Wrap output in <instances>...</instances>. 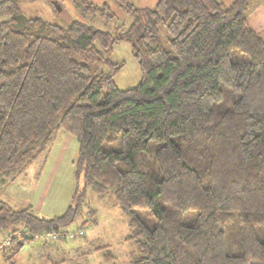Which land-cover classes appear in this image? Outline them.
<instances>
[{"label":"trees","instance_id":"trees-1","mask_svg":"<svg viewBox=\"0 0 264 264\" xmlns=\"http://www.w3.org/2000/svg\"><path fill=\"white\" fill-rule=\"evenodd\" d=\"M22 1L0 0V177L44 163L63 131L82 187L49 220L0 201V232L94 222L91 192L126 217V264H264V40L247 24L250 0H111L124 19L69 0L65 25L27 17ZM120 43L140 69L126 90L110 59ZM27 242L13 238L4 263ZM91 251L118 264L109 246Z\"/></svg>","mask_w":264,"mask_h":264},{"label":"rangeland","instance_id":"rangeland-1","mask_svg":"<svg viewBox=\"0 0 264 264\" xmlns=\"http://www.w3.org/2000/svg\"><path fill=\"white\" fill-rule=\"evenodd\" d=\"M27 17H41L44 20L65 25L71 10L65 5V11L60 12L56 3L50 0H23L21 3ZM57 7H61L57 4ZM121 18L124 19L123 13ZM1 21V19H0ZM161 41L166 44L164 30L160 33ZM110 59L113 62L123 63V67L114 77L115 85L119 90H126L135 86L140 80V69L137 61L131 54L128 44L120 43L113 46L110 52ZM78 144L76 139L63 131L56 135L51 143L49 154L43 163L40 159L26 163L21 171H14L12 178H2L9 181L8 186H1L0 200L7 199L13 209H20L24 201H35L42 205L44 213L52 210L53 214H63L70 204L71 197L76 187H82V178L76 177ZM83 210L86 208L95 209L94 222L80 214L73 223L63 228V231H83V236L53 239L56 243H75L65 249L64 253L58 254L61 257L69 256V264L76 259L74 264H104L96 254H88L92 246H109V249L118 264H126L130 260V253L133 251L132 243L125 240L130 230L125 215L120 208L111 200L100 199L91 192L85 198ZM56 216V215H54ZM20 230V229H18ZM5 233L0 232V243ZM83 252V255H80ZM28 248L17 254V264H29ZM1 264V263H0Z\"/></svg>","mask_w":264,"mask_h":264},{"label":"crops","instance_id":"crops-1","mask_svg":"<svg viewBox=\"0 0 264 264\" xmlns=\"http://www.w3.org/2000/svg\"><path fill=\"white\" fill-rule=\"evenodd\" d=\"M56 1L62 4L61 6H64V8L66 5L71 10V15L74 17L76 16L69 0H56ZM132 1L134 2L137 8H152L157 2V0H132ZM220 1L223 2L224 4H229L232 0H220ZM91 2L94 3L95 5H101L103 3H107L113 12H115L119 17H122L121 16L122 12L117 7V5L114 4L111 0H91ZM245 17L247 24L256 33H258L260 37L264 40V0H250V3L245 12ZM2 178L3 177H0V192L3 191V188H1V186L5 187L8 186L9 184V181H6L5 179ZM0 201H4L10 205V203L7 202L8 200L5 198L4 200H0ZM22 203H24V205L21 208H29L30 212L35 216H37L39 219L49 220L50 218L55 217L54 215L56 216L62 215V214H53L52 210L48 211L47 213H44L42 210L43 206L38 205L35 201H32V203L29 201H24ZM68 243H66V241L64 243L61 242L60 244L56 243L55 241L47 242V243H42V241L39 242L32 241L25 243L22 246L21 250L23 249V247L28 248V256L30 258V260L28 261L29 264H47L46 259L49 257L54 259L57 262V264H69V259H70L69 256L67 257L58 256V254L64 253L65 249L68 248V245L73 246L75 243L78 242L73 243V240H71V242ZM93 247L94 246H92V248ZM83 254L84 253L81 252L80 255ZM91 254H96L95 256H98L102 260V257L99 253L91 251ZM3 259L4 257L2 253H0L1 264H5ZM75 261L76 259L72 262V264H74Z\"/></svg>","mask_w":264,"mask_h":264},{"label":"built area","instance_id":"built-area-1","mask_svg":"<svg viewBox=\"0 0 264 264\" xmlns=\"http://www.w3.org/2000/svg\"><path fill=\"white\" fill-rule=\"evenodd\" d=\"M82 236L83 235V231L79 229V231L75 232V231H63L59 230L57 231H45V232H39V233H31L28 231H24V230H13V231H9L7 234H5L3 240L0 243V250L2 249H6L9 247L11 240L13 238H17L18 240L20 239H31L32 241H49V240H53L55 238L60 239V237L65 238V239H69V238H73L76 236Z\"/></svg>","mask_w":264,"mask_h":264},{"label":"water","instance_id":"water-1","mask_svg":"<svg viewBox=\"0 0 264 264\" xmlns=\"http://www.w3.org/2000/svg\"><path fill=\"white\" fill-rule=\"evenodd\" d=\"M53 3H55V2H53ZM56 6V8L58 9V11L60 10V8L59 7H57V4L55 5Z\"/></svg>","mask_w":264,"mask_h":264}]
</instances>
